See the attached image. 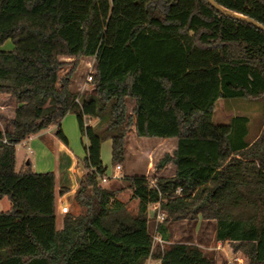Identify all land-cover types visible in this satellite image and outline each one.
I'll list each match as a JSON object with an SVG mask.
<instances>
[{"label":"trees","instance_id":"1","mask_svg":"<svg viewBox=\"0 0 264 264\" xmlns=\"http://www.w3.org/2000/svg\"><path fill=\"white\" fill-rule=\"evenodd\" d=\"M213 1L264 26V0ZM6 40L0 94L15 105L0 129V200L10 202L0 211V264H214L191 242L155 248V203L165 213L160 239L168 221L211 219L215 241L264 264V121L253 132L245 115L212 122L221 99L264 100L263 29L208 0H0ZM91 57L92 91L72 90L79 60ZM67 113L87 140L78 161L94 211L65 213L57 229L54 172L16 169L15 146L52 124L66 143ZM133 125L137 137L176 144L155 165L172 163V175L126 176L138 200L130 214L101 183L100 147L110 139L111 163L123 165Z\"/></svg>","mask_w":264,"mask_h":264},{"label":"rangeland","instance_id":"2","mask_svg":"<svg viewBox=\"0 0 264 264\" xmlns=\"http://www.w3.org/2000/svg\"><path fill=\"white\" fill-rule=\"evenodd\" d=\"M13 44L10 40H6L2 45H0V50H11ZM77 69L73 75L71 88L74 91L89 93L92 91V85L90 82H87L86 78L90 71H94L95 62L94 58H81L77 64ZM67 68L61 69L60 73H63ZM1 98V97H0ZM14 100L9 96H4L0 99V128L5 127V124L8 123L9 119L13 115L14 109ZM129 110L131 108V103H129ZM235 115H245L249 118V129L251 132L258 129V126L262 121H264V100L260 99L258 101H248L241 98H230V99H221L216 103L215 111L212 116V122L215 124H226L229 122L230 118ZM72 123L67 120L62 124L63 133L66 135L67 140L70 143V146H75L77 152L84 154V145L86 144V138L81 135L79 131V126L77 119L74 113L70 114ZM88 124H95L96 120L88 119L86 121ZM173 140L159 139V138H135L133 133H128L126 139V160H125V171L134 174H142L147 177H151L153 174L170 176L169 171L171 169L165 170L162 174L158 173L156 168V163L159 159L166 154L167 149L171 148ZM75 142V145H74ZM30 150L32 148L28 147ZM28 148L25 149L21 146H18V155L16 162V169L19 167L24 154L27 153L30 157L31 162L35 163V151L33 154L28 153ZM72 148V147H71ZM57 142L56 140L48 147V151L57 152ZM50 152H45L48 154ZM47 156V160L50 161V157ZM101 159L103 165L106 167L105 176H111L116 173L117 170L115 166L111 163V141L106 139L101 143ZM122 167V166H120ZM122 169V168H121ZM37 170L33 167V171ZM102 183V182H101ZM105 185L107 183H104ZM103 185V184H102ZM10 207V202L3 197L0 200V211H5ZM152 207V209H151ZM154 209L153 205H150L148 208V215L150 219V231L153 237V243L155 248L165 249L168 246V243L172 242H191L194 244H199L203 253L213 261L214 264H237L235 258L243 257L241 253H234L231 251V248L227 242L216 243L214 240L213 233V223L212 221H205L202 218H197L195 220H177V221H168L165 223V228L169 234L170 242H166L161 239V243L158 242L154 236L160 237L158 230L154 226L155 217L153 216ZM200 220L201 224H198L197 227L194 225L196 221ZM202 220V221H201ZM56 227H61V216L56 214ZM195 227V228H194ZM194 229L198 230V236L194 240L193 231ZM197 242V243H196ZM153 260V259H152ZM154 264L156 260L152 261ZM244 262L246 263L245 259Z\"/></svg>","mask_w":264,"mask_h":264},{"label":"crops","instance_id":"3","mask_svg":"<svg viewBox=\"0 0 264 264\" xmlns=\"http://www.w3.org/2000/svg\"><path fill=\"white\" fill-rule=\"evenodd\" d=\"M7 96L5 94H0L1 98ZM0 98V99H1ZM71 113H67L61 120L60 126L62 129V124L67 120L72 123V119L70 116ZM1 127V126H0ZM2 129V128H0ZM56 125H50L47 128H44L38 131L35 134H31L29 139H24L20 143L16 144V153H15V165L17 162L18 155V146H21L27 149L29 146L32 148L31 152L28 150L29 154H33L35 151V163L31 162L30 157H28L27 153H25L24 158L22 159L19 167L23 162H29L31 164L32 170L35 167L37 170L35 172H45V171H53L55 175V215L58 214L62 216L65 213L60 212V208L62 206H66L68 208L67 213H71L74 215L78 214H88L89 212L94 211L93 200L91 196L90 188L86 185L84 180V171L79 164V158H82L84 154H80L75 146H70L69 141L66 138L67 142L61 141L55 135ZM63 131V130H62ZM128 133H133L135 138L142 139L146 137H137L134 131V125L128 130ZM127 133V135H128ZM163 140H173L172 138H162ZM56 140L57 142V152L48 151V147L52 145V143ZM87 143V140H86ZM175 140L172 143L171 148L167 149V153H170L175 148ZM75 145V142H74ZM72 147V148H71ZM45 152H50L45 154ZM100 155H101V147H100ZM127 155V154H126ZM50 157V161L46 158ZM122 169H116L117 172L107 177V180L102 182L104 186L112 190H118V199L125 204L127 211L130 214H134L137 211L138 200L132 197V191L128 187V180L126 176L134 174L130 171H125V162L121 165ZM19 167L17 169H19ZM174 165L172 163H167L162 169L157 170L158 173L162 174L165 170H168L169 174L172 175L174 173ZM144 174V173H142ZM104 183H107L106 185ZM152 209V207H151ZM149 216V215H148ZM205 221H212L211 219H202ZM201 220V221H202ZM200 223V220L196 221L194 225L197 227ZM213 233L215 234V223H213ZM194 227V228H195ZM61 228V227H60ZM57 228V229H60ZM167 232V231H166ZM194 240L198 236V230L194 229L193 231ZM169 234L167 233L166 242H170ZM198 239H196L197 241ZM220 241H216L219 243ZM197 243V242H196ZM198 246H200L197 243Z\"/></svg>","mask_w":264,"mask_h":264},{"label":"built area","instance_id":"4","mask_svg":"<svg viewBox=\"0 0 264 264\" xmlns=\"http://www.w3.org/2000/svg\"><path fill=\"white\" fill-rule=\"evenodd\" d=\"M91 74H92V71H90V72L88 73V75H87V78H86L87 82H90V80H91ZM75 101L78 102V98H76ZM29 137H30V136H28L26 139H29ZM26 139H25V140H26ZM28 150L31 152V150H30L29 148H28ZM120 168H121L120 165H115V169H120ZM106 180H107V177H106V176H102V177H101V181H102V182H104V181H106ZM149 182H150L151 184H153V180L149 179ZM153 209L156 210L155 220H154V222H155V223H154V226H155V228H156V227H157V223H158V222H161V221L163 220V218H164V216H165V213L159 209V203H155V204H153ZM60 212H61V213H67V212H68V208H67L66 206H62V207L60 208ZM154 238H155L158 242L161 243V239H160V237H156V236H154ZM152 261H153V260H152L151 258H149V259L145 262V264H154ZM235 261H237V264H246V263L244 262V258H243V257H237V258H235ZM158 263H159V262L156 261L155 264H158Z\"/></svg>","mask_w":264,"mask_h":264},{"label":"water","instance_id":"5","mask_svg":"<svg viewBox=\"0 0 264 264\" xmlns=\"http://www.w3.org/2000/svg\"><path fill=\"white\" fill-rule=\"evenodd\" d=\"M209 3L214 6L216 9L220 10L221 12H223L225 15H229V16H232V17H236V18H239V19H243L261 29L264 30V26L261 25L260 23H258L257 21H255L254 19L250 18V17H247V16H242V15H239V14H236L235 12H232L228 9H225L223 8L222 6L216 4L213 0H208Z\"/></svg>","mask_w":264,"mask_h":264}]
</instances>
